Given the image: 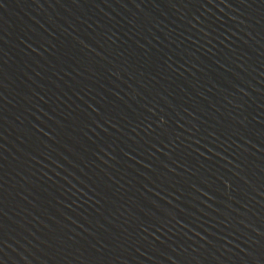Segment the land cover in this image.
Instances as JSON below:
<instances>
[{"label":"water","instance_id":"water-1","mask_svg":"<svg viewBox=\"0 0 264 264\" xmlns=\"http://www.w3.org/2000/svg\"><path fill=\"white\" fill-rule=\"evenodd\" d=\"M0 264H264V0H0Z\"/></svg>","mask_w":264,"mask_h":264}]
</instances>
